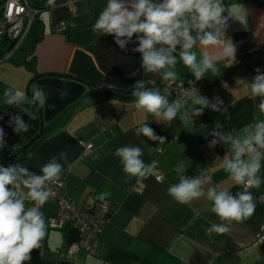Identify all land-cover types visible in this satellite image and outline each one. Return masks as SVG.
Wrapping results in <instances>:
<instances>
[{
    "label": "crops",
    "instance_id": "crops-1",
    "mask_svg": "<svg viewBox=\"0 0 264 264\" xmlns=\"http://www.w3.org/2000/svg\"><path fill=\"white\" fill-rule=\"evenodd\" d=\"M27 2L41 10V34L38 41L25 39V45L22 42L0 61V126L6 133V143L0 148L12 155L45 128L43 140L22 165L39 173L42 164L66 151L67 161H59L64 166L61 193L86 209L96 204L100 193H111L106 200L112 213L93 255L80 250L72 258L57 259L80 236L73 225L63 230L47 227L41 248L34 249L25 264H264V240H259L264 231V200L260 199L264 184L249 189L255 198L254 214L243 222H232L224 235L205 234L210 221L220 222L208 211L205 198L180 204L167 194L169 185L178 182L174 167L181 161L187 165L185 175L189 177L204 170L211 176L209 186L233 194L241 190L227 172L215 166V157H223L227 146L209 147L213 137L208 133L217 128L244 136L256 118L254 104L259 101L250 98L247 84L256 68L264 74V0H222L224 14L229 16L226 38L237 46L236 59L219 62V73H208L196 81V88L209 100L219 97L227 111L205 108L199 117L177 118L169 125L138 109L131 97L137 80L159 89L162 81L141 68L140 54L131 50L136 46L135 37L128 51H123L113 36L92 31L107 0ZM175 71L177 80L195 78L182 62ZM149 80L154 84H148ZM34 86L44 89L47 103L54 108L33 106L37 119L30 121L18 108L3 105L6 88L16 87L31 96ZM65 87L69 94L61 100L59 90ZM192 107L187 100L189 115ZM13 114L30 123L27 132L17 134L8 126ZM145 123L165 137V142L137 136V129ZM90 144V154L81 159L84 147ZM128 144L143 149L141 159L146 164L156 162L147 179L124 173L115 151ZM158 172L160 181L156 180ZM41 211L47 220L56 216L57 207L47 202Z\"/></svg>",
    "mask_w": 264,
    "mask_h": 264
},
{
    "label": "clouds",
    "instance_id": "clouds-1",
    "mask_svg": "<svg viewBox=\"0 0 264 264\" xmlns=\"http://www.w3.org/2000/svg\"><path fill=\"white\" fill-rule=\"evenodd\" d=\"M49 3L54 4V0H49ZM225 11L222 0H107L92 31L99 36H113L115 44L123 51H128L127 46L135 37L136 46L131 50L140 54L141 68L158 75L166 83L177 80L175 69L181 62L195 81H200L208 73L217 75L219 62L236 59L237 46L226 38L229 16L224 14ZM197 47L202 51L193 50ZM255 73L247 84L250 98L259 101L254 104L257 115L248 125L250 131L244 136L217 128L208 133L213 137L208 142L209 147L217 144L227 146L223 157H215V166L227 172L241 190L233 194L228 189L209 186L211 176L204 170L195 177H189L185 175L188 167L183 161L174 167L178 182L167 188V194L180 204H189L201 197L209 202L208 211L220 221L209 222L205 229L209 236L224 235L231 230L232 222L249 219L256 207L249 189H258L264 184V175L261 174L264 168V74H260L259 68ZM147 83L154 84V81ZM68 94L67 87L59 90L61 100ZM131 95L138 109L166 125L177 118L199 117L205 108L220 113L227 111L219 97L209 100L194 87L184 93L186 99L170 102L159 88L148 87L141 79L132 85ZM189 99L193 105L190 115L188 111H181ZM47 102L48 95L40 86L33 87L31 96L16 87H8L3 92V105L18 108L19 113L27 115L30 121L37 119L33 106L40 109L46 105L55 107ZM8 126L14 133L22 134L31 125L22 115L13 114L9 117ZM136 134H143L151 141L165 142V137L157 135L148 123L139 127ZM5 135L4 128L0 126V145L6 143ZM115 155L120 158L124 173L143 179L153 174L156 162L146 164L141 159V147L124 145L116 149ZM67 159L68 153L62 151L58 157L42 164L39 173L20 163L7 166L0 163V264H25L31 260L32 251L41 248L47 229L41 208L55 195L52 185L62 183L64 166L59 161L66 162ZM110 195L103 192L97 198L105 201Z\"/></svg>",
    "mask_w": 264,
    "mask_h": 264
},
{
    "label": "built area",
    "instance_id": "built-area-1",
    "mask_svg": "<svg viewBox=\"0 0 264 264\" xmlns=\"http://www.w3.org/2000/svg\"><path fill=\"white\" fill-rule=\"evenodd\" d=\"M40 8L30 5L27 0H3L0 9V61L6 59L18 46L27 39L32 23L40 13ZM196 88L195 78L187 81L176 80L166 83L161 81L160 90L166 94L170 102L182 100L184 93ZM183 102V101H182ZM181 111H186V103ZM92 145H86L80 156L81 159L88 156ZM7 154L0 148V163L6 166ZM162 174L156 175L160 181ZM63 183L52 185L55 195L49 199V203L57 206V214L46 220L47 227L52 230H63L69 225L75 226L79 238L67 246L64 254H58L57 259L72 258L80 250L87 255H93L99 244V236L104 225L109 221L112 210L108 200H98L96 204L86 209L82 205L70 200L61 193ZM252 189V188H251ZM264 200V195L260 196ZM264 240V231L259 236Z\"/></svg>",
    "mask_w": 264,
    "mask_h": 264
},
{
    "label": "trees",
    "instance_id": "trees-1",
    "mask_svg": "<svg viewBox=\"0 0 264 264\" xmlns=\"http://www.w3.org/2000/svg\"><path fill=\"white\" fill-rule=\"evenodd\" d=\"M40 34H41V27L38 18H36L31 25L27 38L32 39L33 41H38L40 39ZM41 130H42L41 134L39 135L37 134V136L27 141L21 148L14 151L12 155L7 154V157H10V155L14 156L9 161L8 165L14 163H20V164L24 163V161L29 157V155H31L33 149L43 140L45 128H42Z\"/></svg>",
    "mask_w": 264,
    "mask_h": 264
},
{
    "label": "water",
    "instance_id": "water-1",
    "mask_svg": "<svg viewBox=\"0 0 264 264\" xmlns=\"http://www.w3.org/2000/svg\"><path fill=\"white\" fill-rule=\"evenodd\" d=\"M103 92H107V93H112L106 90L101 89ZM41 134V131L38 133V135ZM14 156H10L6 158V166L8 165L9 161L13 158Z\"/></svg>",
    "mask_w": 264,
    "mask_h": 264
},
{
    "label": "rangeland",
    "instance_id": "rangeland-1",
    "mask_svg": "<svg viewBox=\"0 0 264 264\" xmlns=\"http://www.w3.org/2000/svg\"><path fill=\"white\" fill-rule=\"evenodd\" d=\"M23 44H24V45L26 44V40H25V41H23ZM23 44H22V45H23ZM24 45H23V46H24ZM55 206H56V205H55ZM56 207H57V206H56ZM57 211H58V209H57Z\"/></svg>",
    "mask_w": 264,
    "mask_h": 264
}]
</instances>
